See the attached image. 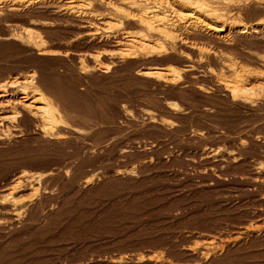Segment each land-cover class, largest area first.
I'll use <instances>...</instances> for the list:
<instances>
[{
    "label": "rangeland",
    "instance_id": "1",
    "mask_svg": "<svg viewBox=\"0 0 264 264\" xmlns=\"http://www.w3.org/2000/svg\"><path fill=\"white\" fill-rule=\"evenodd\" d=\"M83 1L0 12V264H196L189 250L203 238L247 226L252 237L215 264H264V106L232 102L218 84L233 77L224 61L264 70V39L202 33L196 50L147 55L133 39L148 36L126 17L135 5ZM156 68L177 77L141 74ZM35 93L57 108L58 142L40 112L15 109Z\"/></svg>",
    "mask_w": 264,
    "mask_h": 264
},
{
    "label": "bare ground",
    "instance_id": "2",
    "mask_svg": "<svg viewBox=\"0 0 264 264\" xmlns=\"http://www.w3.org/2000/svg\"><path fill=\"white\" fill-rule=\"evenodd\" d=\"M22 1L23 0H5V6H3V4L0 6V12H2V11L4 12L5 10H3V9L5 7L11 12H17V11L23 9V7L26 4V3L22 2ZM45 1H47V0H45ZM82 1L81 0H78V1L77 0H72L71 3L72 4H78V7L80 9L84 10L85 8H87V6L84 5L83 3H81ZM113 1L114 0H90L89 3L94 4V5L98 4L100 6L103 5L106 8L107 6L110 7V6L114 5L115 1L114 2ZM141 1H142L141 3H143L142 5H139L137 0H125V3H128L130 5H135L136 6L135 9L137 8L136 12H138V13L133 15V12L132 13L130 12V13L126 14V17H129V18L131 17L130 19L134 18L133 21L136 20L137 23L144 29L146 35L148 36V37H144V38H141V37L137 38V36L134 35L133 44L135 45V49L137 51H142L143 54H147V55L148 54H151V55L155 54V55H158V57H159V55H161L162 53L165 52V54L168 55V53H174L175 50L177 51V49H178L177 46L179 44L182 45V46L185 45L187 47H190L191 50H196V48H194L195 46L192 47L193 43H191V41H195L196 40V35H198V34L201 35L202 33H204V34L206 33L205 36L208 35V37H210V38H212V39H214V40H216V41H218L220 43H223V44L227 43L229 40L232 41V39L233 40L245 39V40H250V42H252L251 39H255V38L264 39V18H263L264 16L262 17L261 20H256V21H253L251 23L244 22V21L248 20V19L244 20V16L247 14V12H249V11H251L253 9H256V10H260L261 9V10L264 11V0H141ZM83 2L85 3V1H83ZM122 2H124V0H122ZM118 3H120V2H118ZM40 4L42 6L44 5V3L43 4L40 3ZM122 4L124 5V3H122ZM108 7L106 9H108ZM125 7H127V6H125ZM71 9H73V8L71 7ZM94 9H96V8H94ZM166 9L172 11V14H174V19L170 20V19H168L167 16H165L163 14L164 10H166ZM111 11H112V9H111ZM31 12H32V10H31ZM92 12H94V11H92ZM114 13H116V12H114ZM248 14H250V13H248ZM118 15H119V13H118ZM86 16H88V15H86ZM123 23H124V21H123ZM183 29L186 30V32H191V33H186V34L181 33V34H179L180 30L182 31ZM94 35H95V33H94ZM89 36H91V35H89ZM155 37L156 38L160 37V38H163L165 40L166 44H165L164 48L162 47L163 45H161L163 42H161V44H158V42H159L158 39L157 40L153 39ZM176 38H178V39L176 40ZM256 40H258V39H256ZM250 42H248V44ZM23 44H25V43H23ZM122 44H124V43H122ZM32 45H33V43H32ZM167 45H169L168 48L166 47ZM232 46H234V45H232ZM238 46L240 47L241 45L238 44ZM245 46L248 47V45H245ZM220 47L221 46H219V48ZM165 48H167V49L164 51ZM167 50H171V52L167 51ZM202 51H205V50H202ZM132 52H134L133 49L130 50V53L128 52V56L129 57H131V56H133L135 54V53H132ZM206 52H207V50H206ZM206 52H205V54H206ZM217 52H218V49H217ZM217 52H215V53H217ZM38 53L39 54H43V56H44V54H47L48 51L46 52V49H43V48L40 47L39 50H38ZM203 54H204V52H203ZM213 54L212 55H208L207 54V55H208V57H210V56L218 57V58L222 57L220 55V51H219V55H217V54L213 55ZM106 55H108V54H106ZM151 55H149V56H151ZM202 55H201V57H202ZM60 56H61V54H60ZM92 56H90V57H92ZM104 56H105V54H104ZM184 57H186V56H184ZM191 58H193V57L188 58V61ZM200 60H202V59H200ZM96 61H98V59ZM262 61L264 62L263 59H262ZM100 62H102V61H100ZM237 62H238V60H237ZM260 64H262V63H259V65ZM99 66L102 67V65H99ZM108 66L110 67V65H108ZM222 67H224V69H226L233 76L230 81L226 80L227 79L226 78L224 80L222 79V82L221 81L219 83L217 82L219 84V86H221L225 90L228 99L229 98L231 99L230 101L235 102V103H239V104H242V105H248V106L254 107V108H255V106L256 107L257 106H264V70H262L260 72H255V71L253 72L252 70H248V69L245 70L242 67H239V66L236 67V66H234V64L232 65V63L230 61H228V62L224 61ZM159 68H156V69H153V70H145V71H142L141 74L146 75L145 76L146 78H147L148 75L156 76V77L157 76H159V77L160 76L171 77V79H169V82L171 80L174 81L175 78L177 77L176 73H172L171 74L170 72H167L166 71L167 68H165V70L164 69H159ZM93 72H95V71H93ZM171 72H173L172 69H171ZM138 73H140V72H138ZM168 75H170V76H168ZM184 77H185V75H184ZM215 77H216V75H215ZM253 79H256V81L258 83L257 84L254 83L255 85H251L250 84L251 80H252V83L254 82ZM187 83H189V82L187 81ZM2 87H6V86H0L1 89H2ZM199 89L201 90V88H199ZM35 92H37V91H35ZM42 94L35 93L37 98L34 99V96H33L34 102L32 101L30 104H26L23 101V102H20L19 104L15 103L14 106H15V109L16 108H20L22 111H27L29 113H34L35 111H37L38 113L40 112V114L38 116L43 118L44 122L46 123V128H45V131H44V137L55 139L58 142L60 137L57 136L58 133L55 130H53V128H54V119H55V118H53V115H54V111H56L57 108L54 106V103L52 104L51 102H49L47 99H45L44 95H42ZM5 96L6 95L1 94V92H0V100L5 99L6 98ZM225 99H227V98H225ZM38 105H40V106L37 107ZM258 110H259V108H258ZM258 110H257V112H258ZM254 111H255V109H254ZM37 112L34 113V115H36ZM48 113H49V116H48ZM255 114H256V112H255ZM88 182L89 181H87L86 183H88ZM255 232L251 228H249V226H247L246 228H244L240 233H238L234 237H228V238H225V239H223V238L217 239L215 237H213V238H206L205 237V238H203V242H200V243L196 244V246H194L192 249L189 248L190 249L189 252L191 253V256L195 258L196 264H215L217 260H220L230 250L236 249L240 245L246 243L249 240V238H251L252 235Z\"/></svg>",
    "mask_w": 264,
    "mask_h": 264
}]
</instances>
